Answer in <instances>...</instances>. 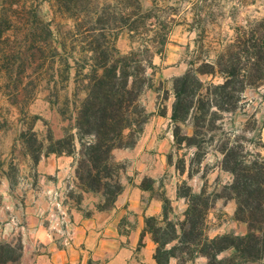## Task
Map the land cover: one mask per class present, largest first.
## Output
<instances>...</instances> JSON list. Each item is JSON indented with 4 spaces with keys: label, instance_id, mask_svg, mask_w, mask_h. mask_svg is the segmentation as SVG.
I'll list each match as a JSON object with an SVG mask.
<instances>
[{
    "label": "rangeland",
    "instance_id": "374dc122",
    "mask_svg": "<svg viewBox=\"0 0 264 264\" xmlns=\"http://www.w3.org/2000/svg\"><path fill=\"white\" fill-rule=\"evenodd\" d=\"M9 2L12 6L5 7L8 11L0 12V70H4L8 60L12 62L8 66L10 73L0 74V207L9 203L21 209L10 213L14 224L10 217H0V243L22 247L16 264H34V258L43 253V246L33 241L39 242L40 235L53 242L61 241L71 229L74 212L86 215L95 211V198L78 187L79 175L87 172L86 162L79 156L64 155L60 156L63 160H58L59 156L48 152L50 138L74 133L71 93L79 92V97L84 98L89 43L104 49L105 43L112 40L121 54L136 50L144 42L148 44V55L154 53L156 67L152 87L141 98L148 124L155 113L165 117L170 111L171 115L173 78L198 68L205 60L215 59L219 50L233 42L237 27L264 20V0H67L68 12L61 11L55 0ZM103 4L108 7L102 9ZM27 21L32 25L27 26ZM29 27L34 30L35 56L32 64H22L23 57L10 56L23 51L22 29ZM92 29L104 33L90 32ZM163 40L166 43L161 47L157 43ZM66 62L71 67L68 74L62 70ZM212 81L218 84L220 78ZM239 107L233 115H223L224 131L234 130L243 143L245 133L247 150L264 156L260 133L264 85L246 90ZM247 120L250 128L244 125ZM161 131L163 138L165 132L172 138L170 149L164 154L170 167L161 176L164 186L176 189L185 183L194 193L210 198V209L198 220L207 237L227 232L243 234L245 225L234 221L235 201L225 199L227 191L222 189L232 182V176L221 170L220 155L214 152L220 147L222 136L215 131L205 138L197 137L192 142L196 149L190 142L181 141L183 137L204 133L196 131L191 122L179 125L170 120ZM176 133L178 137L174 138ZM131 149L112 153L120 165L123 183L130 160L121 155ZM59 161H63V168H56L49 175L38 167L39 163L45 168L50 162L59 165ZM5 190L9 197L4 195ZM171 205L174 218L182 221L185 201L173 200ZM26 208L33 209L29 214L32 220L26 218ZM181 248L176 254L185 263L191 254ZM228 256L229 252L224 253V257Z\"/></svg>",
    "mask_w": 264,
    "mask_h": 264
},
{
    "label": "trees",
    "instance_id": "16d2710c",
    "mask_svg": "<svg viewBox=\"0 0 264 264\" xmlns=\"http://www.w3.org/2000/svg\"><path fill=\"white\" fill-rule=\"evenodd\" d=\"M9 1L0 0V6H4L0 12L8 11L5 7L12 6ZM55 1L61 11L70 10L67 0ZM105 7L108 6L103 4L102 9ZM26 23L32 25L30 21ZM22 31H25L23 51H17L10 59L19 56L23 57L22 64H32L34 30L29 27ZM94 31L104 33L97 29L90 32ZM234 34L233 42L219 50L215 59L205 60L198 68H190L171 80L170 120L179 125L191 122L196 131L204 132L181 139L196 149L197 145L192 142L197 137L205 138L215 131L222 136L220 147L214 152L220 155L221 170L232 176V182L222 188L227 191L224 198L235 201L234 221L245 225L244 233L207 237L198 220L210 209V198L194 193L183 183L176 188V200L183 199L186 204L182 221L174 218L171 201L163 195L161 219H145V232L156 244V264H168L171 257L183 264L176 254L181 247L191 254L186 261L200 256L207 264H264V156L247 150L245 133L243 143L234 130L225 132L223 124L224 114L233 115L238 111L246 90L264 85V20H253L245 28L237 27ZM165 43L163 40L157 44L164 47ZM91 44L86 51L84 98L79 97V92L71 93L70 120L74 133L69 131L60 139L50 138L48 152L55 156H79L86 162L87 172L79 175L78 187L82 193L95 198V211H105L114 206L125 188L119 175L120 165L113 160L112 153L117 149H131L139 140L148 119L141 98L152 87L156 67L154 53L148 55L146 42L126 54H121L112 40L105 43L104 49ZM55 50L58 52L56 47ZM10 64L8 60L4 70H0L1 75L10 73ZM70 68L67 62L63 64L64 74ZM216 77L220 78L218 84L212 81ZM208 78L211 80L207 81ZM244 125L251 127L248 120ZM177 137L178 133L174 134ZM225 252L229 256L219 258ZM21 256L22 247L0 243V264H16Z\"/></svg>",
    "mask_w": 264,
    "mask_h": 264
},
{
    "label": "crops",
    "instance_id": "0c3cea01",
    "mask_svg": "<svg viewBox=\"0 0 264 264\" xmlns=\"http://www.w3.org/2000/svg\"><path fill=\"white\" fill-rule=\"evenodd\" d=\"M152 119L144 126L135 146L121 155L130 160V166L124 191L117 197L114 206L105 211H93L87 218L80 212H74L71 229L61 241L53 242L40 235L39 242L33 241V244H41L43 253L34 258V264H156V244L151 235L145 232V219H161L162 195L170 201L176 200V189L164 186L161 181L162 174L169 167L164 154L172 143L169 132L162 137L161 128H165L170 121V111L165 117L155 113ZM261 125L264 154V118ZM57 159L63 160L64 157ZM63 166V161H59V165L50 162L46 168L42 163L38 164L47 175ZM4 195L10 196L8 190ZM17 209L21 208L5 203L0 207V217H10V222L14 224L15 218L10 213L17 212ZM32 210L25 209L27 219L31 218L29 214ZM219 258H224V254ZM168 264H178V261L171 257ZM183 264H207V260L198 256Z\"/></svg>",
    "mask_w": 264,
    "mask_h": 264
}]
</instances>
